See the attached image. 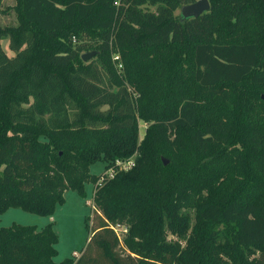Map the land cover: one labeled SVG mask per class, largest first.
Wrapping results in <instances>:
<instances>
[{"label":"trees","instance_id":"obj_1","mask_svg":"<svg viewBox=\"0 0 264 264\" xmlns=\"http://www.w3.org/2000/svg\"><path fill=\"white\" fill-rule=\"evenodd\" d=\"M19 1L0 29V216L51 217L93 184L101 222L59 263L53 224L2 227L0 264H264V100L248 95L264 90V0L191 19L177 12L199 0Z\"/></svg>","mask_w":264,"mask_h":264},{"label":"rangeland","instance_id":"obj_2","mask_svg":"<svg viewBox=\"0 0 264 264\" xmlns=\"http://www.w3.org/2000/svg\"><path fill=\"white\" fill-rule=\"evenodd\" d=\"M19 2V0H3V5L0 10V29L19 27ZM151 10H156V8H151ZM181 10L182 9L177 12L178 15H181ZM9 40V36H5L2 41V47L8 56L14 57L15 54L10 49ZM112 58L118 73L124 77L125 69L121 55L113 51ZM128 89L133 96L138 99L139 94L137 91L136 93H133V88L130 86H128ZM248 90L249 93H246H248L249 96L255 95L253 98L255 102L260 103L258 101V98L260 97L264 100V90L259 96L257 95L258 92L256 89L249 86ZM253 106L254 105L249 104V109H252L251 107ZM146 128L147 124L140 121V140L144 138ZM133 162L134 160L130 158L123 160L121 164L123 168H129V163L132 164ZM105 167V162H98L91 167V173L93 175L102 176L106 172ZM95 188L96 186L93 184L86 185L85 190L88 194L87 199L81 198L76 191H67L65 193V203L57 206L55 214L51 217H42L27 213L21 209H10L0 216V228H9L14 224H17L21 226H35L41 230L47 225L53 224L54 230L59 237V243L56 246L59 255L55 261L59 263L68 258H80L82 251L89 246L93 230L96 229L101 222V216L96 211L94 204ZM117 233L119 234L120 239L123 240L125 234L124 228H117Z\"/></svg>","mask_w":264,"mask_h":264},{"label":"water","instance_id":"obj_3","mask_svg":"<svg viewBox=\"0 0 264 264\" xmlns=\"http://www.w3.org/2000/svg\"><path fill=\"white\" fill-rule=\"evenodd\" d=\"M211 6L209 0H199L198 2L184 6L181 10V16L183 19H191V18H198L204 13L210 11ZM96 56V52H89L85 53L82 56V60L87 63L90 60H92ZM164 164L168 165L169 161L166 159H163Z\"/></svg>","mask_w":264,"mask_h":264},{"label":"built area","instance_id":"obj_4","mask_svg":"<svg viewBox=\"0 0 264 264\" xmlns=\"http://www.w3.org/2000/svg\"><path fill=\"white\" fill-rule=\"evenodd\" d=\"M121 162L123 161H117L114 167H111L110 169L106 170V172L102 175L103 178L101 179V182L104 181L105 179H112L116 176L118 172L128 171L134 166V162H133L132 163L133 166L131 163H129V168L128 167L123 168Z\"/></svg>","mask_w":264,"mask_h":264}]
</instances>
